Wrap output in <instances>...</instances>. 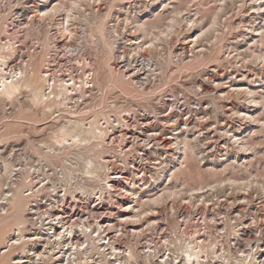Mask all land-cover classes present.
Returning a JSON list of instances; mask_svg holds the SVG:
<instances>
[{
    "label": "rangeland",
    "instance_id": "1",
    "mask_svg": "<svg viewBox=\"0 0 264 264\" xmlns=\"http://www.w3.org/2000/svg\"><path fill=\"white\" fill-rule=\"evenodd\" d=\"M77 1L39 0L37 2L31 0L30 2L35 5L36 9H28L25 21H28L29 26L24 22L23 25L8 20L4 13V26L7 24L9 27L11 25L13 27L12 31L10 30V38L17 40L23 49H29L35 39L40 41L41 51L31 54V56L27 54V60L32 59L30 63L27 61L24 70L30 69V67L33 70L36 68L35 70H39L41 77L42 66L40 67V65H43L48 43L54 37L52 32H56V34L65 32L59 24L60 18L63 16V11L65 13L67 8L74 7L71 11L72 15H69L67 21L69 23H66V30L69 25L70 28L67 31L76 32L71 38L72 43L74 45L81 44L83 47L75 58L79 60L78 62L83 61L85 69L92 72V84L95 81L94 84L97 83L96 85L100 86L97 87L93 84L94 88L83 95L85 99L83 98L81 103H78L80 106L76 105L74 109L67 107L68 105L57 106L59 109L55 107V110L52 106L48 112L47 109L41 110L34 106L30 108L29 96L25 92L12 98L11 102L9 99L1 98L0 264H38L33 255L30 256L29 253H26L27 258L22 259L24 262L15 263L19 262L17 258L21 255L19 247L9 249L6 253H3L6 249L2 248L7 242L9 244L17 239L15 235L18 233L17 230L11 229L14 218L9 216L15 212H12L14 207L9 204V195L18 189L25 191L28 188V176L34 179L32 182L33 185H36V189L48 182L46 189L37 195L39 203L49 204L51 200L49 199V201L48 197L57 194L62 196L65 193L64 188L72 186L69 188V193L64 195L65 197L72 198L75 194L84 198L87 195V200L84 202L92 205L96 199V193L100 194L101 187H105V191L109 190L106 186L108 179L104 176L106 170L98 164H103L104 156H113L117 153H114L106 143H103L106 149L102 148V150L100 145L95 147V150H86L75 146L67 148L66 145L58 146L60 127L62 128L65 122L63 119L65 117L69 119L67 115L70 113H75V115L83 113L84 122L92 119L101 123L107 117L112 120L121 114L125 115L123 109L126 108L130 111L133 108L132 112H135V117L139 118L134 121L140 120V117H145V115L151 117L152 123L158 124L157 132H160L161 138L169 137L164 146L161 144H157L158 146L144 145L149 148L151 153L150 164L143 162L144 165H147L148 170L142 174L140 171L131 169L126 175L128 178L121 181L126 190H122V193L111 192L112 195H108L107 192L103 194L106 199H102L101 203L104 204L103 206L108 205L114 213L104 215L105 222H107L105 224L107 226L117 225L110 231L116 234L120 225L123 228L124 234L121 237L124 241L134 243L136 240L140 242L137 245L138 259L132 264H162L161 260L168 253L163 244L164 239L173 240L175 238L173 232H177L179 229L182 232L183 228V232H192L195 229L211 232L216 238L215 241L220 237L225 241V235L219 236L217 230L215 231L213 221L209 220L206 223L197 218L199 207L203 212L214 213V217L217 219L216 223H224L220 228L227 229L228 226L231 228L236 225L235 228L229 229L230 234L229 237L227 236V240L230 241L229 247L233 253L230 260H234V257L240 259L232 244L236 241L243 244L241 240L243 231L240 230L242 226L239 222L248 227L247 229L251 232L250 237H261L262 234L258 235L257 227L260 223L264 224V64L260 60L264 57V0ZM71 2H76V5L70 6ZM55 3L59 6L62 4L65 9L61 8L62 12L50 14L49 17H40L37 7L38 9L49 8L51 4ZM77 4L79 5L77 6ZM0 7H2L1 4ZM172 18H176L177 23L179 22L178 24L173 23L174 27L171 28L173 30L167 28V24H170L169 19ZM186 20H192L193 25H185L184 21ZM143 23L146 24L143 26ZM98 27H102L101 32L98 31ZM166 29L167 31H165ZM161 32H166V35H162ZM116 33L120 35L117 36ZM111 35L115 37V40ZM3 36H6V33ZM157 37L161 39L157 40ZM150 41H153L154 46H149ZM179 47H184L183 52L181 50L174 52ZM108 48L114 49L110 56L107 52ZM119 54L124 57L121 56V58ZM137 54L145 56L146 61L139 58ZM131 57H137L135 62H131L133 60ZM126 59L130 61H125ZM40 60L41 62H39ZM33 62L36 66L33 65ZM123 63H127L128 67L124 69ZM135 66L137 68L132 70ZM123 69L129 72L123 75ZM137 71L138 77H133L134 80H130ZM95 74L96 77H94ZM40 84L42 87L44 86L43 82ZM202 88L207 91H203ZM247 88L252 90L257 105H253L249 101L250 97L245 93ZM108 106H111L110 109ZM67 108L70 110L67 111ZM204 110L205 112H203ZM244 111L246 114H250V117L242 115ZM102 112L103 114H101ZM159 112L162 114L171 113L170 120L166 122L168 126L157 120L160 119ZM125 113L128 114V112ZM56 118H60L61 121ZM115 124V122L110 123L109 126ZM238 131H242L243 134L237 135ZM16 133L17 136H14ZM235 137H239L237 138L238 142ZM185 144L189 148L186 155L183 152ZM139 146L141 148L138 151L143 152L145 149L143 144ZM179 149L181 150L179 151ZM116 156H119V159L122 158V155L117 154ZM186 156L188 157L186 158ZM86 157H91V160L97 164L96 167H100V177L104 180L101 185L98 180L83 172L85 165L83 160ZM137 161L139 162V160L135 162ZM154 162H158V165ZM139 167L143 169L140 165ZM81 177L82 179H80ZM78 183L85 185L86 188L81 189L82 191L76 189ZM52 184L55 185L56 190ZM173 193L174 195H171ZM71 194L73 195L71 196ZM32 199L34 198H31L30 201ZM237 205L243 206L244 209L238 210ZM28 207L30 208L24 204V217H26L25 210ZM155 211L156 213H154ZM182 213L185 215L183 221H186L187 224L181 227L180 216ZM137 216L140 219L137 222L139 224L133 226V220H136ZM28 217L29 220L39 223L35 215ZM119 221L120 223H118ZM205 225H208L209 228H205ZM162 227L165 232L161 231ZM125 228L126 230H124ZM132 228L139 230L140 236L132 234V230L130 231ZM76 229L82 236V240L85 241L82 246L85 248L89 243V237L84 236L83 232L86 231H83L82 227ZM31 230L34 233L33 229ZM143 230H145L144 234ZM37 232L39 233V231ZM47 232L52 234L50 231L43 230L38 235L37 239L40 244H35L38 251L44 248ZM92 235L93 238L96 237L95 234ZM146 240H151V246L156 244L159 251L157 256L148 260L149 262L144 258L147 252V249L143 248ZM209 240L207 234V242ZM5 241L7 242L5 243ZM99 241L97 242L99 244L107 243L105 239ZM24 249L28 250L29 248L24 246ZM102 249L103 245H101ZM69 252L70 250H68ZM87 252L81 257L88 258L91 253ZM109 252H105L106 258L109 257L105 264H118L115 258H111L112 255L107 254ZM127 253L128 251L121 256ZM91 256L92 258L87 260V264H102L98 255L92 253ZM178 256L181 259L180 252H178ZM71 258L73 259V257ZM65 259L66 256L63 258V263H65ZM212 260L209 259L203 264L206 262L207 264H219L220 262V259L219 261L216 258ZM167 264L176 263L174 261L172 263L170 260L167 261Z\"/></svg>",
    "mask_w": 264,
    "mask_h": 264
},
{
    "label": "bare ground",
    "instance_id": "2",
    "mask_svg": "<svg viewBox=\"0 0 264 264\" xmlns=\"http://www.w3.org/2000/svg\"><path fill=\"white\" fill-rule=\"evenodd\" d=\"M77 1V0H75ZM73 2V1H72ZM70 4V6H75L76 2ZM78 2V1H77ZM80 2V1H79ZM78 2V3H79ZM58 3V2H57ZM62 3V2H61ZM75 4V5H74ZM46 5V4H45ZM42 5V6H45ZM52 5V4H51ZM50 5V6H51ZM79 4H77L78 6ZM81 5V4H80ZM42 7L41 9H39V15L43 16V18H45V16L47 17L48 15L50 16V14L54 15L56 12L60 13V11L62 12L61 8L64 10L65 8H63V5L61 4L60 7L58 4H53L51 7ZM76 6V7H77ZM69 7V6H68ZM81 7V6H79ZM38 8V7H37ZM67 8V7H66ZM72 8V7H71ZM74 8V7H73ZM72 8V9H73ZM72 9H66L65 13L63 11V16L60 18V22L59 24L61 25L63 31L68 32L67 30L70 28V26L68 25L67 27H69L66 30V25L69 23L68 18L69 15L71 14ZM75 10H77L75 8ZM57 13V14H58ZM33 15V14H32ZM74 15V14H73ZM48 16V17H49ZM71 17V16H70ZM41 18V19H43ZM176 19V18H175ZM175 19H169L170 20V24H167V28L171 29L172 27H174L173 23H177V21ZM186 19V18H185ZM189 19V18H188ZM5 20V19H4ZM31 20V19H29ZM45 20V19H43ZM71 21V18H70ZM185 25L191 24L193 25L192 20H186L184 21ZM67 23V24H66ZM146 23H143L142 25L144 26ZM149 25V24H148ZM215 25V24H214ZM29 26V24H28ZM139 26V25H138ZM152 26V25H150ZM103 27V26H102ZM102 27H98V31L101 32L102 31ZM173 30V29H171ZM71 30H69L70 32ZM114 31V30H113ZM167 31V29L165 30ZM203 31V30H202ZM115 32V31H114ZM150 32V31H149ZM162 33V32H161ZM166 33V32H165ZM164 32L162 33V35L165 34ZM200 33V32H199ZM202 34L204 32H201ZM2 34V29H0V35ZM117 34V33H116ZM4 35V34H3ZM120 35V34H119ZM117 34V36H119ZM166 35V34H165ZM164 35V36H165ZM113 36V35H111ZM170 36V35H169ZM199 36V35H198ZM2 38V37H1ZM0 38V39H1ZM72 38V37H71ZM115 37L113 36L112 39H114ZM158 38V37H157ZM160 38V37H159ZM159 38L157 40H159ZM167 38V36H166ZM117 39V38H116ZM156 39V37H155ZM161 39V38H160ZM196 39V38H195ZM115 40V39H114ZM109 41V40H108ZM161 41V40H160ZM107 42V41H106ZM155 42V40H154ZM111 43V42H110ZM115 44V43H114ZM107 45V43H106ZM148 45V44H147ZM110 46V45H109ZM149 46H154L153 45V41L149 43ZM114 47V46H113ZM139 47V46H138ZM106 48V47H105ZM183 48H176L174 52H178L176 50H181L183 52ZM3 47L0 45V100L1 98H6L9 99V101L12 98H15V96L17 97L18 94H22V92L27 93V95L29 96V106L30 108L32 106L34 107H38L41 108V110L43 109H47V112L52 108V106H54V110L55 107L56 109H59L57 106L63 105L64 107L67 105V101L65 100L66 98H62L59 94H54L52 92H46L44 89V86L42 87L40 82H43L45 79L42 77H40V72L39 70H35L36 68L31 69L32 67H30V69H25L23 68V70H20L19 72H15L14 74L11 75H6V71L3 68L4 66V55L2 53ZM109 52V56L110 53L113 54L114 49L113 48H108L107 49ZM122 52V51H121ZM137 52V51H136ZM44 53V52H42ZM44 56V54H42ZM41 55V56H42ZM107 55V54H105ZM138 55V54H137ZM31 56V55H30ZM42 56V57H43ZM120 56V54H119ZM122 57H124V55H121ZM120 56V57H121ZM35 57V56H34ZM113 58V56H111ZM121 57V58H122ZM139 58H141L143 61H146V57L143 55H138ZM259 57V56H258ZM31 58V57H30ZM109 58V57H108ZM133 60H131V62H135L134 60L137 58L131 57ZM130 58V59H131ZM261 58V56L259 57ZM32 59V58H31ZM31 59L28 61L30 63ZM40 59V58H39ZM43 59V58H42ZM111 59V58H109ZM108 59V61H109ZM44 60V59H43ZM113 60V59H112ZM260 60H262L263 64H264V57L261 58ZM34 61V60H33ZM124 61V60H123ZM125 61H130L128 59H126ZM137 61V60H136ZM35 62V61H34ZM33 62V65H35ZM38 62V61H37ZM36 62V64H37ZM41 62V60L39 61ZM44 62V61H43ZM122 62V61H120ZM28 63V65H29ZM27 64V62H26ZM106 64V63H104ZM124 65H122V67L127 68L128 65L127 63H123ZM32 65V66H33ZM90 65V64H89ZM108 65V64H107ZM111 65V64H110ZM31 66V64H30ZM36 66V65H35ZM42 65H40L41 67ZM88 66V65H87ZM130 66V65H129ZM26 67V66H25ZM34 67V66H33ZM39 67V68H40ZM111 67V66H110ZM28 68V66H27ZM38 68V66H37ZM91 68V67H89ZM137 67L135 66L132 70H135ZM123 69V71H124ZM92 70V69H90ZM94 70V69H93ZM42 71V70H41ZM122 71V72H123ZM97 72V70H96ZM95 72V73H96ZM129 71H124L123 75H126V73ZM92 73V72H91ZM94 73V72H93ZM135 73V72H133ZM110 74V73H109ZM139 75L138 71L132 75L130 80H134V78H137ZM96 77V74L95 76ZM97 79V78H96ZM95 79V80H96ZM114 79V78H113ZM120 79V78H119ZM94 80V79H93ZM116 80V79H115ZM136 80V79H135ZM138 80V79H137ZM142 80V79H141ZM98 81V80H97ZM95 81H93L94 84ZM129 82V81H128ZM138 82V81H135ZM134 82V83H135ZM110 83V82H109ZM132 83V82H131ZM141 83V82H140ZM97 84V83H96ZM94 84V85H96ZM124 84V83H122ZM137 84V83H135ZM143 84V83H142ZM93 85V86H94ZM110 85V84H109ZM129 85V84H128ZM97 87H99L98 85H96ZM103 86V85H102ZM132 86V85H131ZM139 86V85H138ZM137 86V87H138ZM201 87V85H199ZM118 87V86H117ZM141 87V86H139ZM94 88V87H93ZM96 88V87H95ZM105 88V87H104ZM102 89V88H101ZM128 89V88H127ZM141 89V88H140ZM92 90V89H91ZM100 90V88H99ZM105 90V89H104ZM103 90V91H104ZM143 90V89H142ZM203 91H207L205 88H202ZM125 92V91H124ZM131 92V91H130ZM135 92H137L135 90ZM144 92V91H143ZM98 93V92H97ZM96 93V94H97ZM102 93V92H101ZM104 93V92H103ZM126 94H129V92H125ZM139 94H141L140 92H138ZM245 93L248 95V97H250L249 101L253 103V105H257V100L255 99V97L253 96V92L250 88H247ZM133 94V93H132ZM131 95V94H130ZM129 95V96H130ZM205 95V94H204ZM125 96V95H124ZM132 96V95H131ZM62 98V99H61ZM84 98V97H83ZM126 98V97H125ZM85 99V98H84ZM11 102V101H10ZM84 102V101H83ZM90 102V101H88ZM81 103V102H80ZM87 103V102H86ZM84 104V103H83ZM56 105V106H55ZM87 105V104H86ZM91 105V104H90ZM108 105V104H107ZM110 105V104H109ZM115 105V104H113ZM117 105V104H116ZM115 105V106H116ZM139 105V104H138ZM143 105V104H142ZM62 106V108H63ZM77 106H80L77 105ZM88 106V105H87ZM93 106V105H92ZM90 106L91 109L93 110V107L95 106ZM122 106V105H121ZM144 106V105H143ZM61 107V106H60ZM68 107V106H67ZM85 107V106H84ZM102 107V106H101ZM109 109L111 106H108ZM114 107V106H113ZM120 107V106H119ZM118 107V108H119ZM89 108V107H87ZM103 108V107H102ZM29 109V108H28ZM66 109V108H65ZM69 108H67L68 111ZM74 109V107H73ZM72 109V110H73ZM116 109V107H115ZM123 109V107H122ZM205 109V108H204ZM53 110V111H54ZM61 110V109H60ZM70 110V109H69ZM71 110V111H72ZM76 110V109H75ZM78 110V109H77ZM90 109H88L89 112ZM114 110V109H112ZM133 111V108L131 109ZM65 111V112H67ZM79 111V110H78ZM81 111V110H80ZM95 111V110H93ZM104 111V110H103ZM116 111V110H114ZM119 111V110H118ZM131 111V112H132ZM42 112V111H41ZM52 112V111H51ZM57 112V110H56ZM59 112V110H58ZM64 112V113H65ZM76 112V111H75ZM121 112V111H120ZM124 114H126L125 112H130V110L123 109ZM122 112V113H123ZM205 112V110L203 111ZM202 112V113H203ZM46 113V112H45ZM54 113V112H53ZM70 113V112H67ZM90 113V112H89ZM88 113V114H89ZM95 113V112H94ZM100 113V112H99ZM110 113V111H109ZM118 113V112H117ZM134 112H132L130 115L132 116ZM207 113V112H206ZM74 114V115H73ZM73 114H68L67 116H69V119H67L65 117V119H63L65 122L62 125L61 129V133H59L60 138L57 140V144L58 146H64L66 145L67 148H72L73 146L78 147V148H83L86 150H90L93 149L95 147H99V145L101 144V141L104 142V140H109V143L114 146L113 149H115L116 152L117 148L120 150V152L125 154L134 152V155L131 156V163H134L136 160H139L137 167H135V169L140 170L139 167V163H142L144 161H146L147 163L150 162V152H143L141 153V155H138V147L140 143H144L146 145L149 144H161V145H165V141L167 138L169 137H165V138H161V134L158 131V124H153L150 119L148 117H143L140 120L137 121H131L130 119H128L127 117L122 116V119L124 120V122L126 123V128H122V129H114L112 130V132H108V127L107 125H105V127H102L101 125H99L98 122L94 121V120H89L87 122H84V118H83V113L75 115V113ZM91 114V113H90ZM89 114V115H90ZM103 114V112L101 113ZM100 114V115H101ZM52 115V113H51ZM56 115V114H55ZM53 115V116H55ZM61 115V113H60ZM60 115H57L60 117ZM105 115V114H104ZM107 115V114H106ZM118 115H120L118 113ZM242 115H247V117H250V114H246V112L244 111ZM65 116V115H63ZM103 116V115H102ZM108 116V115H107ZM78 117V118H77ZM90 117V116H88ZM96 117V116H95ZM106 117V116H104ZM115 117V116H114ZM171 114H167V115H162L161 119H157L159 122H162L163 124H165V126L167 125L166 122H168L170 120ZM87 118V115H86ZM102 118V117H101ZM110 118V117H109ZM109 118L105 119V123L106 124H110L111 120L109 121ZM117 118V117H115ZM114 118V119H115ZM54 119V118H53ZM60 119V118H58ZM56 118V120H58ZM104 119V118H103ZM55 120V121H56ZM88 120V119H87ZM99 120V119H98ZM121 118H119L118 123H121ZM32 121V120H31ZM38 121V120H37ZM36 121V122H37ZM59 121V120H58ZM61 121V119H60ZM34 122V121H32ZM133 122V123H132ZM113 124V123H112ZM131 124L134 125L135 129L130 130L128 127L131 126ZM162 124V125H163ZM161 125V124H159ZM60 126V125H59ZM111 126V125H110ZM168 126V125H167ZM160 127V126H159ZM162 127V126H161ZM160 129V128H159ZM240 129V128H239ZM58 130V129H57ZM173 130V129H172ZM13 133V132H11ZM15 133V131H14ZM9 134V133H8ZM163 134V133H162ZM243 132L242 131H238L237 135H242ZM234 135V134H233ZM236 135V134H235ZM234 135V136H235ZM14 136H17V133L14 134ZM232 136V135H231ZM237 138L239 137H235L236 141ZM238 142V141H237ZM177 143V142H176ZM186 143V142H185ZM188 144V142L186 143ZM184 145L183 148V152L186 155V152L189 151V148L187 145ZM158 146V145H157ZM63 148V147H62ZM106 149V148H105ZM109 149V148H108ZM147 150V149H146ZM181 149H179L180 151ZM99 151V150H98ZM193 151V150H192ZM90 152V151H88ZM106 153V151H103ZM112 152V151H111ZM154 152V151H153ZM61 153V152H60ZM72 153V152H70ZM104 153V154H105ZM76 154V153H75ZM88 154V153H87ZM86 154V155H87ZM118 154V153H117ZM115 154V155H117ZM189 154V153H188ZM63 155V154H62ZM119 155V154H118ZM69 156V155H68ZM67 157V156H66ZM114 158H117V156H113ZM119 157V156H118ZM122 157V156H121ZM185 157V156H184ZM188 156H186L187 158ZM78 158V157H77ZM180 158V157H179ZM189 159V158H188ZM124 162L125 167L127 166L128 161L124 158L122 160ZM101 162V161H100ZM104 164H98L100 165V167L106 168V170H108L109 174H114L112 171L117 169L116 174H114V176L111 175V177L108 176V174H104L105 178L108 179L107 184H109V188L111 189V191L118 193L121 192L122 190H124V186L121 185V180H126L127 177L123 175V169L120 168L118 166V160H112V158H110L109 155L105 156V158L103 159ZM80 163V162H79ZM83 163L85 164L84 167V173L88 175H90L93 179L98 180L99 184L101 185V183L104 181L101 177H100V167H96V163L93 162L91 160V157H86L83 160ZM156 165H158V162H154ZM153 163V164H154ZM162 163V162H161ZM160 163V164H161ZM181 163V162H180ZM83 165V164H82ZM65 166V164L63 165V167ZM93 166V167H92ZM182 166V165H181ZM175 167V166H174ZM179 167V166H178ZM182 168V167H180ZM212 169V168H211ZM67 170V169H66ZM142 170H147V168H143ZM82 171V170H81ZM103 171V170H102ZM126 171V169H125ZM181 171V170H180ZM179 172V170H178ZM77 173V172H76ZM80 172H78L77 174H79ZM76 174V175H77ZM82 174V173H81ZM164 174V173H163ZM67 175V174H66ZM75 175V174H74ZM78 176V175H77ZM86 177V176H84ZM142 177V176H141ZM27 178H29V183L28 188L25 189V191L18 189L16 192H11L9 197V204H11L14 207V210L12 212H15L12 216L14 218L13 222L11 223V229L12 230H17L18 233L17 235V239L13 240V237L10 239L12 242L8 244L7 241H5L6 245H4L2 248L6 249V251H3V253L8 252L9 249L15 248V247H19L20 249V257L17 258L19 260L16 261L15 263H20V262H24L22 259L23 258H27L28 255H26V253L31 254L30 256L33 255V258H35V260L38 262V264H87V260L91 259L92 256L91 254H96L98 255V257L100 258V261L102 264L107 263L106 259V251H110L107 254L112 255V259L115 258L118 262V264H132L133 261H136L138 259V255H137V248H138V244L140 243L139 241H136L134 243H130V242H126L123 240V238L121 236H123L124 232H123V228L120 227V225L117 228V231L115 232L116 234H113L110 230L114 228V226H117L116 224H112L111 226H105V222H104V218L103 215L104 214H109L112 215L114 214L112 209L110 207H105V206H100V204H96L93 205L91 207H89L88 205H83V203H85L83 201L82 198H79V195H73L71 194L72 198H74L75 200H73L70 197H65L64 195H66V193H69V187L67 188V184H66V188H64L65 193L60 196V195H53V197H48V200L50 199L51 202L49 203V205L47 206V204L44 203H39L38 202V198L37 195L43 190L46 189V185H48V183L46 185H43L41 188H35L36 185H33L32 180H34L33 178H30V176H28ZM69 178V177H68ZM82 179V177L80 178ZM91 179V178H90ZM89 179V180H90ZM130 180V178H129ZM132 180V178H131ZM134 180V179H133ZM70 181V180H69ZM80 181V180H79ZM84 181V179H83ZM88 182V181H87ZM106 182V181H105ZM134 182V181H133ZM132 182V184H133ZM94 184V183H93ZM25 185V184H24ZM26 185V186H27ZM71 185V184H69ZM99 185V186H100ZM106 185V184H105ZM52 186L54 187V189L56 190L55 185L52 184ZM107 186V185H106ZM25 187V186H24ZM74 187V186H73ZM35 188V189H33ZM85 185H80L78 183L76 189H85ZM95 188V187H94ZM107 188V187H106ZM108 188V189H109ZM87 190V189H86ZM91 190V189H90ZM100 193H104L107 192L108 195H111V191H105V187H101L100 189ZM126 190V189H125ZM82 191V190H81ZM93 191V189H92ZM128 191V190H127ZM72 192V189H71ZM74 192V191H73ZM78 192V191H77ZM89 192V191H88ZM87 192V193H88ZM94 192V191H93ZM86 193V192H84ZM122 193V192H121ZM82 194V193H81ZM89 194V193H88ZM120 194V193H119ZM134 194V193H133ZM170 194V193H169ZM168 194V196H169ZM83 195V194H82ZM107 195V194H106ZM171 195H174L171 194ZM87 195H85L86 198ZM116 196V195H115ZM161 196V195H160ZM36 197V198H35ZM108 197V196H107ZM111 197V196H110ZM109 197V198H110ZM123 197V195H122ZM31 198L32 201H30ZM163 198V197H162ZM238 198V197H237ZM25 200V202H23ZM155 201V200H154ZM158 201V200H157ZM162 201V200H161ZM160 201V202H161ZM31 202V203H30ZM117 202V201H116ZM81 203V204H79ZM153 204H155L154 202H152ZM157 203V202H156ZM159 203V202H158ZM24 204L28 206H30V208L28 207V209L25 210V216L23 215V208H24ZM88 204V203H87ZM50 206V207H49ZM121 206V205H120ZM238 208L241 210H243V206L241 205H237ZM235 207V206H234ZM154 211V210H153ZM199 211H202V208L199 207ZM151 212V210H150ZM156 213V211L154 212ZM158 213V212H157ZM159 214V213H158ZM29 215H35L36 219L39 220L38 222L35 221H31L29 220ZM135 215V213H134ZM133 215V216H134ZM149 215H151L149 213ZM136 217V215H135ZM141 218V216H140ZM212 218V214L210 213H205L204 212V219H209ZM125 219V218H124ZM36 220V221H37ZM93 220H95L96 225H93ZM139 217L137 216L136 220H133L132 225L133 226H137L139 223H137L139 221ZM143 220V219H141ZM146 220V219H145ZM144 220V221H145ZM47 221V222H46ZM8 223V222H7ZM120 223V221L118 222ZM155 223V222H154ZM26 224H28V226H30L31 228H29L28 226H26ZM157 225V224H156ZM226 225V224H225ZM82 227L84 229H88L91 230L88 233L85 234V237H89L88 241L89 243H87V246L89 247H82L83 244L85 243V241L82 240V236L77 232L76 227ZM232 226V225H231ZM264 225L261 223L258 226V230L261 231L262 227ZM124 227V226H123ZM154 227V226H153ZM159 227V226H158ZM236 227V226H235ZM234 227V228H235ZM233 228V227H231ZM230 228V229H231ZM31 229H33L32 233ZM115 229V228H114ZM174 229V228H173ZM50 231L52 232V234H49V232L46 233V241L44 242V248L43 250L38 251V247L35 246L36 243L38 242V235L40 234L41 231ZM62 230V231H59ZM101 230V231H99ZM126 230V228L124 229ZM132 230V234L134 233L135 235L137 234V237L140 236V232H138L139 230L132 228L130 229V231ZM146 230V229H145ZM145 230L142 231V233H145ZM176 230V229H175ZM36 231H39V233ZM115 231V230H114ZM129 231V232H130ZM174 231V230H173ZM180 231V229H179ZM216 231V230H215ZM96 233V237H92V233ZM165 232V231H164ZM172 232V231H171ZM178 232V231H177ZM143 233V234H144ZM174 233V239H169L165 241L166 244V250L168 251L167 256L165 258H163L161 260L162 264H167V261H174V263L176 264H203L205 261H209V259H215L220 262L219 264H254L252 261L254 259L253 255H249L250 257L247 258V256H245L244 258H237L234 257V260H230V257H232V252L230 251V249H226L225 247L222 248V252L220 254H218V249L216 250L215 248V244L212 243V241L210 243H206V240L204 238V234L198 231H195L192 234H184L185 239H181V234H176V231L173 232ZM234 234V233H233ZM92 235V236H91ZM172 235V233H171ZM104 236V237H102ZM209 236H211V233H209ZM214 237V235H212ZM211 236V237H212ZM32 237V238H31ZM212 237V238H213ZM229 237V235H228ZM45 238V237H44ZM6 239V238H5ZM35 239V240H34ZM102 239H107V243L104 245V242L99 244L97 243L99 240ZM165 240V239H164ZM183 240V241H182ZM39 241H41L39 239ZM217 241V240H216ZM215 241V242H216ZM100 242V241H99ZM146 243L144 244L143 248L147 249V252L145 253L146 255L144 256L145 260L148 261L150 258H154L155 256H157V253L159 252L157 250V246L156 244H154L153 246L150 245L151 240H146ZM144 243V242H143ZM40 244V243H39ZM99 244V245H98ZM66 247H65V246ZM101 245H103V249L101 250ZM25 248H29L28 250L24 249ZM126 247V248H125ZM142 247V246H140ZM84 248V249H83ZM183 248V249H182ZM68 250H70V252L68 253ZM89 251V252H87ZM126 251H128V253L126 255L121 256V254L125 253ZM244 252L243 250H238V252ZM87 253H91L88 258L86 257H81L82 255H86ZM178 252L181 253V259H179L178 256ZM19 253V254H20ZM25 254V255H24ZM176 254V256L174 257V255ZM114 255V256H113ZM64 256H66V259L64 260L65 263H63V258ZM73 257V259L71 258ZM160 257V256H159ZM239 257V256H238ZM30 258V257H29ZM72 259V260H71ZM213 261V260H212ZM217 261V262H218ZM258 261V260H256ZM149 262V261H148ZM214 262V261H213ZM216 262V261H215ZM255 262V261H254ZM257 263V262H256ZM90 264V263H88ZM207 264V262H206Z\"/></svg>",
    "mask_w": 264,
    "mask_h": 264
},
{
    "label": "built area",
    "instance_id": "3",
    "mask_svg": "<svg viewBox=\"0 0 264 264\" xmlns=\"http://www.w3.org/2000/svg\"><path fill=\"white\" fill-rule=\"evenodd\" d=\"M30 1L31 0H0V4L2 5V7H0V29H2V34L0 35V38L2 37L0 39V45L3 47L2 53L4 55V63H5L3 68L6 71V75H11V74H14L15 72H19L20 70H23V68L27 65L26 64L27 54L31 55V54L39 53L41 51V48H42L40 41L38 39H35L30 44L29 49H26V48L23 49L21 47V44L19 42H17V40L10 38V34H11L10 30L12 31V29H13L12 25L9 27L7 24L5 26L3 24V20H4L3 17L5 16V14L8 17V20H12L13 22H17L18 24H23V22H24V24H28V21H25L27 15H28V9L29 10L36 9L35 5ZM33 1L39 2V0H33ZM38 10L39 9L37 8V11ZM40 17H43V16H40ZM4 33H6V36H3ZM74 33H76V32H61L60 34L59 33L56 34V32H52V34H54V37H52L53 39L48 43V48L45 51L44 62L42 65V72H41L42 77L45 79V81H44L45 91L46 92H52L54 94H59L62 98H66L65 100L68 102L67 105L69 108H73L76 105H78V103H80L82 101L83 95L86 94V92H89L90 89L93 88L91 71H89V69L88 70L85 69L86 66H85L83 61L78 62L79 60H77L75 58L76 54L78 52L80 53L81 49H83V47L81 44L74 45L72 43L71 37L74 35ZM79 33L82 34L83 32H79ZM131 113H132L131 111L128 112V114H125L124 117H127L130 120L131 119H133V120L139 119L137 116L135 117V114H134L135 112L132 114V116L130 115ZM158 114H161L160 115V119H161L162 115H167V114H171V113L162 114L161 112H159ZM122 116L123 115H121L115 119H112L110 123L115 122L116 124L112 125L111 127L109 126V124H106L105 121L99 123V125H101L102 127H105V125H107L108 130H110V131H108L109 133L112 132V130H114V129L117 130L119 128L120 129L126 128V125H125L126 123L122 119ZM142 117H144V116H142ZM142 117H140V118H142ZM145 117H148L151 121V117L146 116V115H145ZM107 118H109V117H107ZM119 118H121V120H120L121 123H118ZM109 121H110V119H109ZM128 128L129 129H135L133 124H131V126ZM103 143H106L109 146V148L114 151V153H118L119 155H122V158H120V159L118 156H117V158L113 157L116 155H113V156L109 155V156H110V158H112V160H116V159L118 160V166L124 170L123 171L124 176L128 175L127 173L129 171H131V169L134 171H140V173H142V174H144L148 170L147 165H144L143 162L139 163V165L141 166V168H147V170L144 171L142 169H140V170L135 169V167H137L138 162L131 163V156L134 155V152H131V153L124 155V153L123 152L121 153L118 148H117L118 152H116L115 149H113L114 146H112L109 143V140H104V142L101 141V144H100L101 150H102V148H106V146ZM140 144H143V147L145 149H147V150L144 149L143 152H150L148 150L149 148L144 146L146 144H144V143H140ZM149 145H151V144H149ZM140 148L141 147L139 146L138 149L140 150ZM101 150H99V151H101ZM143 152L138 151V155H141V153H143ZM104 158H105V156L103 157V159ZM124 158L129 163V164H127L126 167L124 165V162L122 161ZM144 162H146V161H144ZM103 164H104V162H103ZM147 164H150V162ZM104 169L106 170V168H104ZM125 169H126V171H125ZM117 170H118V168L113 170L112 172L114 174H116ZM106 174H108L109 177H111V175H112V174L108 173V170H106L105 175ZM114 174L112 176H114ZM126 177L128 178V176H126ZM120 181H122V180L120 179ZM108 185L109 184H107V187L109 188ZM108 191H111V189L109 188ZM111 192H113V191H111ZM103 194L104 193H100V194L96 193V199H94V204L88 205L87 202L85 201V203H83V205H88L89 207H91V206L99 203L100 206H103L104 204L101 203L102 199H106L105 196H103ZM79 198H82V197L79 196ZM84 198H82L83 201L86 200ZM44 204H46V202H44ZM79 204H81V203H79ZM47 205H49V204H47ZM105 207H109V206L106 205ZM238 210H240V209H238ZM204 212L210 213V211H208V212L204 211ZM204 212L198 211L197 218L202 219L206 223H208L209 220L213 221L214 222L213 223L214 229L217 230L219 236L225 235V241H223L222 238L220 237V239L217 240L215 243L216 238H214V237L211 238L212 234H211V236H209V233H211V232H205L204 230H200V229H195L192 232H183V229H184L183 228L182 232H180L178 230V232H176V234H181V239H185L186 236H184V234H186V233L192 234L195 231H198V232H201L204 234V238L206 240V243H210L212 241V243L215 244V248H216V250L218 249L219 254L222 252L223 247H225L226 249H230V247H229L230 241L227 240L228 239L227 236L230 234V232H229L230 226H228L227 229L226 228H220V226H222L224 223H216L217 219L214 217V213H212V212L210 213V214H212V218L204 219ZM238 213H240V212H238ZM104 215H106V214H104ZM104 215H103V218H104V222H105L106 219H105ZM180 217H181V222H182V224H180V226L181 227L185 226L187 224V222L183 221V219H185L184 213H182ZM231 219H228V220H231ZM92 222L94 225L95 220H93ZM105 223H107V222H105ZM239 224L242 226L240 228V230L243 231V234L241 233V235H242L241 240L243 241V244L241 242H237V241L232 243L234 245V248L236 251L235 253L239 254L237 256H239L240 259L244 258L245 256H247V258H249L250 257L249 255H253V257H254V259L252 261L253 263H254V260L255 261L258 260L256 264H264V226L262 227L261 231L258 230V233H259L258 235L262 234L261 237H250L251 232L247 229L248 227H245L243 225L244 223H242V222H239ZM105 226H107V224H105ZM207 226L208 225H205V228ZM108 227H109V225H108ZM195 227H196V224H195ZM207 228H209V227H207ZM163 229L164 228L162 227L161 231H163ZM222 229H224V230L222 231ZM82 230L87 231L86 233L91 231L88 229L86 230L84 228ZM99 231H101V230H99ZM85 234H84V236H85ZM92 234H96V233L94 232ZM207 234H208V237L210 238L209 242H207ZM166 240H169V239H166ZM166 240H164V243H163L165 247H166V244H165ZM105 241H107V240L105 239ZM253 249H255L254 252H252ZM238 250H241V251L243 250L244 252H240V251L238 252ZM230 251L232 252L231 249H230ZM232 256H233V253H232Z\"/></svg>",
    "mask_w": 264,
    "mask_h": 264
}]
</instances>
